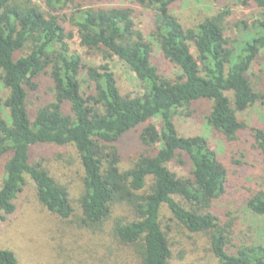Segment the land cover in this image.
Here are the masks:
<instances>
[{"label":"trees","instance_id":"16d2710c","mask_svg":"<svg viewBox=\"0 0 264 264\" xmlns=\"http://www.w3.org/2000/svg\"><path fill=\"white\" fill-rule=\"evenodd\" d=\"M42 1L44 8L32 0H0V160L6 159L0 165V223L15 212L26 179L47 212L63 220L71 217L66 189L30 159L34 147H71L83 171L79 203L84 223L100 225L113 204L131 206L136 220L116 224L114 235L138 248L142 264H168L170 259L159 221L163 206L187 232L207 236L217 264H264L261 247L227 254L228 234L210 212L211 203L224 193L226 171L205 139L180 137L173 122L179 111L208 103L206 125L226 143L236 140L242 129L236 113L259 99L247 75L264 52V0H254L263 14L243 34L239 49L225 36L228 12L183 29L170 13L177 0H132V5L154 12L150 36L176 70L171 78L153 66L152 44L135 30V8L115 5L118 0ZM66 28L75 30L81 47L125 64L142 94L121 96L105 66L83 68L66 44L71 38ZM84 69L91 84L87 94L81 90ZM43 75H49L52 97L31 116L28 91ZM131 135L143 152L121 170L118 146ZM254 144L264 158V131H255ZM170 165H188V175L178 176ZM246 208L264 217V190L247 200ZM0 264L17 261L0 250Z\"/></svg>","mask_w":264,"mask_h":264},{"label":"rangeland","instance_id":"374dc122","mask_svg":"<svg viewBox=\"0 0 264 264\" xmlns=\"http://www.w3.org/2000/svg\"><path fill=\"white\" fill-rule=\"evenodd\" d=\"M32 2L44 8L42 0ZM114 4L136 9L135 30L152 44L153 66L166 78L175 76L176 70L163 59L159 46L150 36L154 12L132 5V0H118ZM220 12H228L224 22L225 36L235 42L236 49H239L243 34L249 32L263 14L256 8L254 0H177L170 6V13L183 29H192L204 18ZM66 33L71 34L66 44L70 52L80 58L83 68L105 66L113 74L121 96L142 94L140 83L125 64L102 51L81 47L75 30L66 28ZM190 53L195 57L193 46H190ZM247 76L259 99L250 108L236 113L242 129L233 143H226L206 125L204 116L209 111L208 103L199 102L187 110H181L173 119L180 137L198 136L205 139L226 171L224 193L211 203L210 212L228 234L226 252L229 255H235L239 249L264 248V217L256 216L246 208L247 200L264 190V158L254 148L255 131H264V52L253 63ZM80 81L82 92L90 93L91 84L87 81L85 69L81 72ZM51 86L49 75H43L36 82L34 90L28 91L27 110L31 116L36 108L51 100ZM0 94L4 96L1 85ZM118 147L121 170L128 169L143 152L134 135L124 139ZM30 159L32 163L42 165L56 184L66 189L73 213L63 220L47 212L37 200L34 185L26 179L15 201V212L7 221L0 223V250L11 252L17 264H142L138 248L121 243L114 235L116 224L136 220L131 206L113 204L109 217L100 225L84 223L79 203L84 193L83 171L73 148L50 145L34 147ZM5 160H0V165ZM169 169L185 177L189 166L170 165ZM159 221L171 251L168 264H217L206 235L187 232L173 220L164 206Z\"/></svg>","mask_w":264,"mask_h":264}]
</instances>
